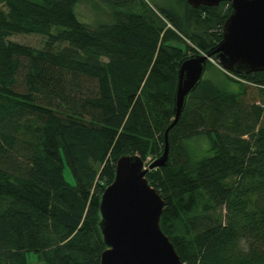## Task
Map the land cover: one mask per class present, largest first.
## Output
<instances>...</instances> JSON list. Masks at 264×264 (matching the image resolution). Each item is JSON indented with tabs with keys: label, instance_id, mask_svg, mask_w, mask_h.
<instances>
[{
	"label": "trees",
	"instance_id": "obj_1",
	"mask_svg": "<svg viewBox=\"0 0 264 264\" xmlns=\"http://www.w3.org/2000/svg\"><path fill=\"white\" fill-rule=\"evenodd\" d=\"M77 1L0 0V264H30L27 251L99 264V195L116 158L161 155L178 61L211 52L230 11L99 0L87 24ZM209 56L145 179L181 264H264V70L232 73Z\"/></svg>",
	"mask_w": 264,
	"mask_h": 264
},
{
	"label": "water",
	"instance_id": "obj_2",
	"mask_svg": "<svg viewBox=\"0 0 264 264\" xmlns=\"http://www.w3.org/2000/svg\"><path fill=\"white\" fill-rule=\"evenodd\" d=\"M223 0H186L199 7L217 5ZM230 6L221 36L211 52L185 54L176 66L173 92V119L164 130V148L145 166L139 155L116 158L112 181L99 198L98 228L105 249L99 264H181L168 238L159 227L162 198L145 173L167 159L166 133L182 112L187 94L201 81L206 60L215 55L218 65L232 73L264 70V0H225ZM37 264H45L38 262ZM49 264V263H48Z\"/></svg>",
	"mask_w": 264,
	"mask_h": 264
},
{
	"label": "rangeland",
	"instance_id": "obj_3",
	"mask_svg": "<svg viewBox=\"0 0 264 264\" xmlns=\"http://www.w3.org/2000/svg\"><path fill=\"white\" fill-rule=\"evenodd\" d=\"M93 5L98 6V9L100 10L101 15H103V9H101L102 5L101 2L99 0H78L76 5H75V13L76 16L83 22L85 23H89V24H94L96 19H98L99 15L97 13V11L93 8ZM1 7V5H0ZM92 21V22H91ZM9 40L12 41H19V43H23V44H30L31 46L37 47L42 45V37L40 36V34H30V33H26V34H19L16 33L14 35H11L9 37ZM152 161L148 159V162ZM147 162V165H148ZM62 175L63 178L66 179L68 181V183H73V179L72 177H70V173L68 171V167L63 166L62 169ZM26 258L28 260V262H30V264H36L38 263L37 260L35 259V254L32 252L27 251L26 253Z\"/></svg>",
	"mask_w": 264,
	"mask_h": 264
}]
</instances>
